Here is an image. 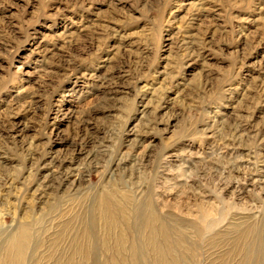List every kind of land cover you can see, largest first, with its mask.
Instances as JSON below:
<instances>
[{
	"label": "rangeland",
	"instance_id": "rangeland-1",
	"mask_svg": "<svg viewBox=\"0 0 264 264\" xmlns=\"http://www.w3.org/2000/svg\"><path fill=\"white\" fill-rule=\"evenodd\" d=\"M0 264H264V0H0Z\"/></svg>",
	"mask_w": 264,
	"mask_h": 264
}]
</instances>
